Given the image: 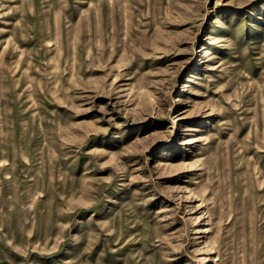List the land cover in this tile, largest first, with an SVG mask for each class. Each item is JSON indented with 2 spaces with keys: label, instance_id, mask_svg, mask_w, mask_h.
I'll return each mask as SVG.
<instances>
[{
  "label": "rangeland",
  "instance_id": "374dc122",
  "mask_svg": "<svg viewBox=\"0 0 264 264\" xmlns=\"http://www.w3.org/2000/svg\"><path fill=\"white\" fill-rule=\"evenodd\" d=\"M0 264H264V0H0Z\"/></svg>",
  "mask_w": 264,
  "mask_h": 264
},
{
  "label": "bare ground",
  "instance_id": "6f19581e",
  "mask_svg": "<svg viewBox=\"0 0 264 264\" xmlns=\"http://www.w3.org/2000/svg\"><path fill=\"white\" fill-rule=\"evenodd\" d=\"M191 80V79H190ZM160 164H163V162L161 161Z\"/></svg>",
  "mask_w": 264,
  "mask_h": 264
}]
</instances>
